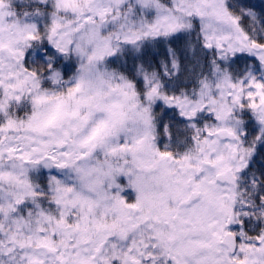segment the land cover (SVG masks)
I'll return each mask as SVG.
<instances>
[{
    "label": "snow or ice",
    "instance_id": "snow-or-ice-1",
    "mask_svg": "<svg viewBox=\"0 0 264 264\" xmlns=\"http://www.w3.org/2000/svg\"><path fill=\"white\" fill-rule=\"evenodd\" d=\"M0 264H264V2L0 0Z\"/></svg>",
    "mask_w": 264,
    "mask_h": 264
},
{
    "label": "trees",
    "instance_id": "trees-1",
    "mask_svg": "<svg viewBox=\"0 0 264 264\" xmlns=\"http://www.w3.org/2000/svg\"><path fill=\"white\" fill-rule=\"evenodd\" d=\"M253 3H256V4H259V3H262L264 2V0H252Z\"/></svg>",
    "mask_w": 264,
    "mask_h": 264
}]
</instances>
